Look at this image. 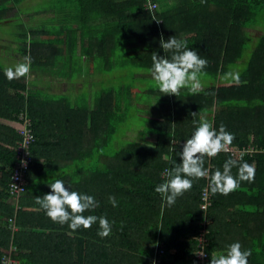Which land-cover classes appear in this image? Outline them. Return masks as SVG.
<instances>
[{
    "label": "trees",
    "instance_id": "1",
    "mask_svg": "<svg viewBox=\"0 0 264 264\" xmlns=\"http://www.w3.org/2000/svg\"><path fill=\"white\" fill-rule=\"evenodd\" d=\"M153 1L159 5L155 18L146 11L145 0H46L41 17H66L68 23L51 29L26 25L40 13L24 12V6L39 1L0 0V28L11 20L16 31L0 41L8 38L20 47L13 64L12 55L0 54V264H199L202 232L207 231L204 244L211 261L214 250L221 253L229 222L244 229L249 264H264V0H169L175 1L171 6H166L168 0ZM22 17L25 21H18ZM252 31L263 37L255 40ZM161 35L186 40L190 50L207 60L202 74L212 77L214 85L196 94L185 88L178 97L164 95L176 115H163L155 140L129 139L123 130L140 92L124 86L114 91L115 52L132 51L128 58L118 53L119 58L139 70L132 79L145 85L153 81L152 54L164 55ZM80 42L87 51L82 61L76 54ZM57 44L71 55V61L64 55L68 62L60 61L63 67L50 62L51 50L62 52ZM248 46L254 50L246 57ZM25 57L30 58L29 73L8 79L6 70H14ZM234 68L241 71L232 73ZM33 73L64 77L70 84L78 77L87 79L75 98L35 96L30 92ZM121 76L117 79L124 82L126 75ZM219 81L230 85L218 86ZM157 92L156 87L147 93ZM23 115L32 120L33 138L25 192L14 194L15 166L25 140ZM202 118L234 134L230 149L263 150L237 160L254 167V180L241 182L227 196L213 195L207 179L194 180L191 190L168 207L155 187L164 182V170L180 162L178 153ZM228 159H234L231 153L220 152L206 157L204 166L210 173L222 171ZM237 173L234 167L232 174ZM54 178L95 198L98 206L84 215L106 217L108 237L97 234L98 222L72 231L47 217L35 198L51 191L47 182ZM207 190L208 211L203 209Z\"/></svg>",
    "mask_w": 264,
    "mask_h": 264
},
{
    "label": "clouds",
    "instance_id": "2",
    "mask_svg": "<svg viewBox=\"0 0 264 264\" xmlns=\"http://www.w3.org/2000/svg\"><path fill=\"white\" fill-rule=\"evenodd\" d=\"M160 47L164 55L152 54V67L150 72L155 86L163 95H180L181 89H188L190 94H196L201 86V75L207 66V60L201 58L196 50H190L186 40H179L171 36L167 40L161 35ZM30 71V58L17 64L15 69H7L8 79L24 77ZM193 117L197 113H191ZM194 123H197L194 121ZM235 139L234 134L228 132L223 124L219 130L213 122L200 119L191 135L182 145L178 153L180 162L162 173L164 182L155 187V192L160 194L162 201L168 207L173 206L179 197H182L193 187L194 180L207 179L210 192L227 196L236 190L241 182H252L255 169L247 162L228 159L223 165V170L210 171L205 168V158H214L220 152L227 151ZM26 165V161H22ZM238 169L236 176L232 174L233 168ZM59 173L56 174L58 176ZM50 192L43 196H36L35 203L43 209L53 223L67 224L72 231L80 228L90 229L93 224H99L98 235L106 238L111 232V224L106 217L88 215L84 213L94 210L98 204L91 195L81 194L71 190L70 186L60 178L47 182ZM109 202L117 206L115 197L110 196ZM162 204V206H164ZM197 255L204 256V251ZM250 250H242L239 242L228 246L224 254H211L210 264H249ZM153 264H156L153 261Z\"/></svg>",
    "mask_w": 264,
    "mask_h": 264
},
{
    "label": "rangeland",
    "instance_id": "3",
    "mask_svg": "<svg viewBox=\"0 0 264 264\" xmlns=\"http://www.w3.org/2000/svg\"><path fill=\"white\" fill-rule=\"evenodd\" d=\"M34 1H39V2L38 3L33 2V3H36V5H31V2H29V5L26 4L24 6V8H25L24 12L40 13V17L37 18L35 22L38 23L39 25L41 24V25H47L48 26L52 22L45 20V23H44V18L41 17V15H43V12H44L43 9H45L44 5H45L46 0H34ZM21 20H24L23 17L20 20L18 19V21H20V22H21ZM14 22L15 21L8 20L7 23H4L6 25H3L0 28V29H2L0 31V34H1L0 36H2V37L3 36H11L13 33L15 34L16 31L13 28L14 26H12V25H14V24H12ZM36 23H26V25L31 26V24L35 25ZM71 24H73V26H76L75 22H71ZM57 26L58 25H56L55 27H57ZM251 35L257 39L263 37V33L261 31H252ZM17 47H18V44H16L15 42L11 41L8 38H6L5 40L0 41V54H4L5 56H6V54H10V56L13 54L10 61L15 63L16 61H19L18 55H16V52H15V49ZM18 48H20V47H18ZM253 50H254V48H252L251 46H248L246 57L250 56V54L252 53ZM62 72H65V71H62ZM137 72H139V70H137L135 68L125 69V67H119V68H117V72L115 73L116 74L115 76H117V78L122 77L121 75H126L123 78L124 82H122V80H118V84H117L118 88H120V86H124V87H126L127 91L136 90V91L140 92L139 97H137L139 99V102L133 104V106L131 107V109H132L131 110V113H132L131 118L132 119L131 120L126 119L128 127L124 128L123 133L129 139H132V138L135 140L146 139L148 141H153V140H155L156 134L160 133V131L156 128L157 124H159L158 122L160 120H162V119H158V116H157V113L160 110V105H164L165 102H167L166 106H169V107H167V109H165V112L167 114L176 115V111L174 109L172 110L170 108L169 98L167 96L165 97L163 94H160L159 92L154 93V94L147 93L149 91L154 90V88H156L154 81L149 80L144 85V84H140V82H138L137 80H133L132 76H133V74H135ZM142 73H145V72L142 71ZM30 79H32V78H30ZM54 85L55 84H53L51 87H53ZM139 86H142V89H134L135 87H139ZM54 88H55V86H54ZM118 88L115 89L114 91H118ZM64 89L67 90V87L64 86ZM76 95L77 94L71 95V97H76ZM136 95H138V94H136ZM172 119L175 120L176 117H173ZM153 121H156V123H153ZM151 123L153 124V126ZM123 143H125V142H123Z\"/></svg>",
    "mask_w": 264,
    "mask_h": 264
},
{
    "label": "crops",
    "instance_id": "4",
    "mask_svg": "<svg viewBox=\"0 0 264 264\" xmlns=\"http://www.w3.org/2000/svg\"><path fill=\"white\" fill-rule=\"evenodd\" d=\"M168 1L166 2V6H171V5H173L175 3V1H169V2ZM65 18L66 17H63L62 21H58V19H54V20L48 19V21H51L52 23L49 24L48 26L47 25H45V26H46V28L53 29L56 25H58L57 28H60V26L65 25V23L67 21V20H64ZM68 21H71V20H68ZM44 23H45V20H44ZM66 24H68V23H66ZM33 26H39V24L36 23ZM253 38H255V37H253ZM261 38H259V39H261ZM259 39L255 38V40H259ZM58 46H59L58 49L62 50V52L61 53H56L55 50H51L50 53H49V58H50V62L51 63L56 61V62H59L58 64H61V66L63 67L64 65L60 61H63V62L71 61L70 60V56L71 55H70L69 52L68 53H64V52H66V49L62 45H58ZM76 49H77L76 54L78 55L79 58H81V61H82L84 59L85 55H86V52H87L85 47H84V45H83V43L80 42L78 47H76ZM101 52H104V51L101 50ZM120 52L123 53V56L125 55V57L128 58V55L132 51H130L128 49H124L123 51H119L118 50V51L115 52V59H114L115 63H114V69H113L114 73L117 72V68H119V67H123L124 65H127V67H128V61L124 62V61H122L121 57L119 58L118 53L121 54ZM141 52H143V50ZM141 52L140 51H136L135 54H139ZM65 54H67L69 56L68 61H65V58H66L64 56ZM12 56H13V54H12ZM77 63L79 64L80 62H77ZM86 63H88V62H86ZM12 64H13V62H12ZM240 64H241V66H243L244 62H241ZM71 65H72V63H71ZM81 65H84V64H81ZM128 68H131V67L129 66ZM239 71H241V68H234L232 70V73L233 72H239ZM30 75H32L30 78L33 79L31 81V85H32L31 89H30V92H32L31 94H34L36 96L39 93H45V94L48 95V97H50L52 94L53 95L54 94L59 95V97H62V96H66L67 97V95H69V94L70 95H75L77 89L85 88V85H82V84L87 79V77H84V78L83 77H78L77 80L75 82H73V84H70V80L69 79L66 80L64 77L51 76L50 74L41 75L40 77H38V76H36L35 73L30 74ZM117 82H118V79L115 78V87L116 88H117ZM200 83H201V86L198 89V91H204L208 87L214 85V79L212 77L208 76L207 74H205V75L202 74ZM53 84H55L54 85L55 88H54V86L51 87ZM219 85H221V86L230 85V82H228V81H224V82L219 81L218 82V86ZM64 86L67 87V90L64 89ZM135 88L136 89H142V86L135 87ZM160 94H162V93H160ZM169 97H170V95H169ZM71 98H75V97H71ZM170 103H171V107L170 108L173 110L174 105L172 106L171 99H169V104ZM166 104H167V102H165L164 105H160V110L157 113V114H160V116H158V119H162L163 115L166 114V112H163V108L167 109V107H169V106H166ZM250 147L255 148L256 150H259L258 148L254 147V146H248V147H245L243 149L250 148ZM231 224L232 223L229 222L227 227L224 229L223 241L221 242V253H219L216 250H214L217 255L224 254L226 252L228 246L230 244H232V243H235V242H239L242 245V250L244 248H246V246H247L246 240H244V233H245L244 229L243 228L234 227ZM208 264H210V259H209Z\"/></svg>",
    "mask_w": 264,
    "mask_h": 264
},
{
    "label": "built area",
    "instance_id": "5",
    "mask_svg": "<svg viewBox=\"0 0 264 264\" xmlns=\"http://www.w3.org/2000/svg\"><path fill=\"white\" fill-rule=\"evenodd\" d=\"M145 8L146 11H149L152 15L153 18H155V13L159 10V5L155 3L153 0H145ZM160 23V22H159ZM21 122L23 123L21 134L25 137V140L20 144L19 147V161L17 162L15 166V172L13 176V182H12V191L14 194H21L25 192V187L27 185V172H28V167L30 163V155H29V148H30V143L32 142L33 138V132H32V120L30 119L29 115H23L21 118ZM225 153H231L232 157L236 160H240L243 157L247 155H254L255 153H262L263 150H256L255 148H246V149H241V150H232L228 148L227 151H222ZM22 161H26V165L22 163ZM213 168V167H212ZM210 192L207 190L204 193L203 196V209L209 210V207L211 206V201H210ZM207 231H203L201 234V239H200V251H204L205 255L204 256H199V264H208L209 262V255L205 251V242ZM12 264H15L14 261H11Z\"/></svg>",
    "mask_w": 264,
    "mask_h": 264
}]
</instances>
